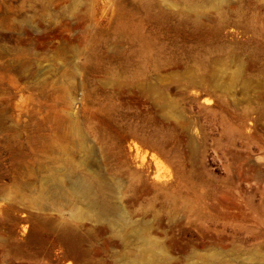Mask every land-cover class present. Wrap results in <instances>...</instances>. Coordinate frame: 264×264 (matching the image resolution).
Returning <instances> with one entry per match:
<instances>
[{
    "label": "rangeland",
    "instance_id": "rangeland-1",
    "mask_svg": "<svg viewBox=\"0 0 264 264\" xmlns=\"http://www.w3.org/2000/svg\"><path fill=\"white\" fill-rule=\"evenodd\" d=\"M0 264H264V0H0Z\"/></svg>",
    "mask_w": 264,
    "mask_h": 264
},
{
    "label": "bare ground",
    "instance_id": "bare-ground-1",
    "mask_svg": "<svg viewBox=\"0 0 264 264\" xmlns=\"http://www.w3.org/2000/svg\"><path fill=\"white\" fill-rule=\"evenodd\" d=\"M117 149H118V154L116 155V158L122 162L126 161V154H125L124 149L120 145L117 146ZM133 149L136 152L139 150V148L136 144L133 146ZM112 159L113 158L109 155L106 157L107 161L112 160ZM92 173L93 174L90 176V179L92 181L97 182V183H102L100 181L98 173L95 171ZM71 202L73 205L72 208L75 211V213L77 214L78 219L83 220V221H86V220H92V221H98V222L106 221L109 224H114V220L112 218L108 217V215L105 213V210L99 211L96 208L94 202L90 198L84 197V196H79L78 199L72 200ZM25 230H26V228L24 229V231Z\"/></svg>",
    "mask_w": 264,
    "mask_h": 264
}]
</instances>
